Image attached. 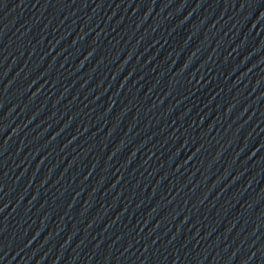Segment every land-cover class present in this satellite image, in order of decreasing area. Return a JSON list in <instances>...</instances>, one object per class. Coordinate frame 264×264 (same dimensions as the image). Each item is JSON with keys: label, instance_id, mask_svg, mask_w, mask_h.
<instances>
[{"label": "water", "instance_id": "water-1", "mask_svg": "<svg viewBox=\"0 0 264 264\" xmlns=\"http://www.w3.org/2000/svg\"><path fill=\"white\" fill-rule=\"evenodd\" d=\"M0 264H264V0H0Z\"/></svg>", "mask_w": 264, "mask_h": 264}]
</instances>
